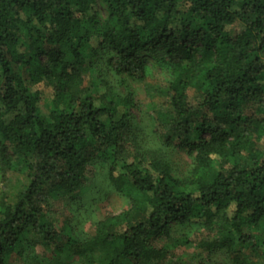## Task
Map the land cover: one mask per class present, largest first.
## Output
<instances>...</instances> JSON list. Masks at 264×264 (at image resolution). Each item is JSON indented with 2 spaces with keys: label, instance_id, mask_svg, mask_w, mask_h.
<instances>
[{
  "label": "trees",
  "instance_id": "trees-1",
  "mask_svg": "<svg viewBox=\"0 0 264 264\" xmlns=\"http://www.w3.org/2000/svg\"><path fill=\"white\" fill-rule=\"evenodd\" d=\"M145 57L168 64L155 119L192 156L187 180L145 159L132 94L115 95L95 65L144 82ZM98 160L130 207L59 243L54 201ZM172 223L201 226L203 253L264 264V0H0V264L38 245L78 264H183L160 245Z\"/></svg>",
  "mask_w": 264,
  "mask_h": 264
},
{
  "label": "rangeland",
  "instance_id": "rangeland-1",
  "mask_svg": "<svg viewBox=\"0 0 264 264\" xmlns=\"http://www.w3.org/2000/svg\"><path fill=\"white\" fill-rule=\"evenodd\" d=\"M95 8L101 18H104L105 11L98 3ZM145 58L147 70L144 82L124 75H115L106 66V58H97L95 65L104 73L115 95L124 98L128 93L132 94L134 106L130 109V114L134 123L133 133L138 148L148 154L145 159L150 158L151 154L163 158L168 161L174 178L187 180L193 167L192 156L175 145L165 144L164 131L155 119L156 111L168 107L165 104L166 97L155 94L158 88L166 89L171 80L168 64ZM87 80L88 76H85V83ZM39 91L41 112L47 113L46 105L50 102L52 94L44 87H40ZM129 207V196L126 193H116L109 183L107 162L98 160L88 167L86 180L78 192L54 201L52 214L58 230L61 231V238L58 241L63 242V236L66 235L74 240L91 238L98 222ZM169 231V240L163 241L160 245L168 247L183 264H233L225 251L207 254L196 247L195 241L206 234L201 226L172 223ZM183 236L192 243L189 245L179 243ZM31 247L24 250V258L18 264H78L77 258L70 251L58 253L41 245Z\"/></svg>",
  "mask_w": 264,
  "mask_h": 264
}]
</instances>
